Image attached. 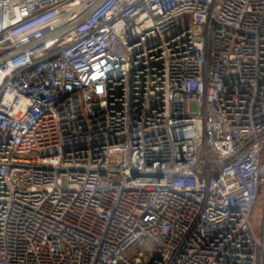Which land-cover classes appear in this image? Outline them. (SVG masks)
Here are the masks:
<instances>
[{"label": "built area", "instance_id": "obj_1", "mask_svg": "<svg viewBox=\"0 0 264 264\" xmlns=\"http://www.w3.org/2000/svg\"><path fill=\"white\" fill-rule=\"evenodd\" d=\"M264 0H0V264H264Z\"/></svg>", "mask_w": 264, "mask_h": 264}, {"label": "rangeland", "instance_id": "obj_2", "mask_svg": "<svg viewBox=\"0 0 264 264\" xmlns=\"http://www.w3.org/2000/svg\"><path fill=\"white\" fill-rule=\"evenodd\" d=\"M264 215V203L262 204L261 201H259L253 217V227L255 230V233L258 237L261 236V224H262V217Z\"/></svg>", "mask_w": 264, "mask_h": 264}, {"label": "trees", "instance_id": "obj_3", "mask_svg": "<svg viewBox=\"0 0 264 264\" xmlns=\"http://www.w3.org/2000/svg\"><path fill=\"white\" fill-rule=\"evenodd\" d=\"M259 201H261L262 204L264 203V188L262 189V191H261V193H260V196H259V198H258V201H257L256 207H257ZM255 209H256V208H255Z\"/></svg>", "mask_w": 264, "mask_h": 264}]
</instances>
